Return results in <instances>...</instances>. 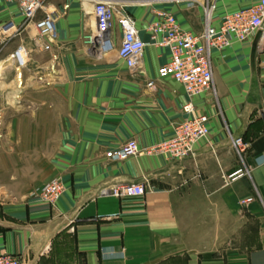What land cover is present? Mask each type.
I'll list each match as a JSON object with an SVG mask.
<instances>
[{
    "label": "crops",
    "instance_id": "crops-1",
    "mask_svg": "<svg viewBox=\"0 0 264 264\" xmlns=\"http://www.w3.org/2000/svg\"><path fill=\"white\" fill-rule=\"evenodd\" d=\"M113 1L146 43L136 71L117 54L118 25L111 49L86 41L95 29L90 0H47L59 12L47 51L18 4L0 0V252L25 264H264V41L254 34L211 51L215 92L190 99L208 116L209 134L192 155L108 159L105 152L128 139L140 148L170 139L188 116L182 85L158 76L169 49L155 44L148 26L160 12L195 34L205 21L200 5ZM253 2L215 0L211 23ZM18 46L26 51L22 68L10 58ZM236 136L248 145L243 161L231 146ZM244 167L249 177L225 182ZM53 178L65 189L51 204L36 193ZM118 182H141L145 193L99 194Z\"/></svg>",
    "mask_w": 264,
    "mask_h": 264
},
{
    "label": "built area",
    "instance_id": "built-area-1",
    "mask_svg": "<svg viewBox=\"0 0 264 264\" xmlns=\"http://www.w3.org/2000/svg\"><path fill=\"white\" fill-rule=\"evenodd\" d=\"M15 1L24 17V26L32 23L38 37L45 39L41 45L47 51L51 48L54 38V23L59 12L47 4V0H12ZM93 4L95 29L85 36L90 44H96L101 51L112 48L110 31L114 25L121 29V39L117 54L130 71L141 67L146 43L138 35L135 22L129 15L117 8L113 0H90ZM175 3H186L188 6L200 5L205 21L201 33L195 34L183 29L175 16L170 12L158 13V18L148 26L151 38L156 45L169 49L168 61L159 66L157 73L161 78L170 77L179 82L189 101L182 106L188 114L186 118L173 126V136L151 147L140 148L135 139H128L119 147L109 149L105 156L112 160H125L140 153L163 154L166 159H181L193 154L196 144L207 140L209 134V118L206 114L196 113L190 101L195 95L214 90L211 51L229 47L234 41H245L259 33L257 41H264V0H254L248 7L225 14L217 25L211 23L215 0H169ZM38 12L43 15L38 17ZM13 26L6 24L4 33H12ZM15 65L22 68L26 64V51L22 46L10 54ZM1 79V72H0ZM152 87V81L147 82ZM231 146L238 158L243 161L247 143L240 136L230 137ZM250 167L238 169L227 175L225 182L233 179L236 174L250 176ZM65 187L59 178L46 182L36 193L45 202L54 203ZM101 195H112L117 198L142 196L145 186L141 182L113 183L99 189ZM253 200L252 196L240 200L245 206ZM0 264H25L24 259L15 254L1 251Z\"/></svg>",
    "mask_w": 264,
    "mask_h": 264
},
{
    "label": "water",
    "instance_id": "water-1",
    "mask_svg": "<svg viewBox=\"0 0 264 264\" xmlns=\"http://www.w3.org/2000/svg\"><path fill=\"white\" fill-rule=\"evenodd\" d=\"M258 37H259V33H257V35H256V38L258 39Z\"/></svg>",
    "mask_w": 264,
    "mask_h": 264
},
{
    "label": "rangeland",
    "instance_id": "rangeland-1",
    "mask_svg": "<svg viewBox=\"0 0 264 264\" xmlns=\"http://www.w3.org/2000/svg\"><path fill=\"white\" fill-rule=\"evenodd\" d=\"M93 32V31H92Z\"/></svg>",
    "mask_w": 264,
    "mask_h": 264
}]
</instances>
